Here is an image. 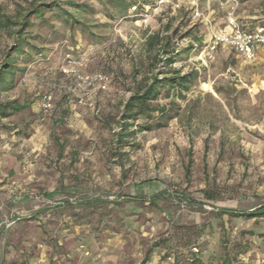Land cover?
I'll return each instance as SVG.
<instances>
[{
    "label": "rangeland",
    "instance_id": "1",
    "mask_svg": "<svg viewBox=\"0 0 264 264\" xmlns=\"http://www.w3.org/2000/svg\"><path fill=\"white\" fill-rule=\"evenodd\" d=\"M52 1L0 0V16L18 23ZM192 1L202 18L192 17ZM140 3L148 9L120 18L114 1L58 0L62 11L30 15L21 35L17 25L0 28V61L22 44L0 102L26 106L0 117V264H139L147 251L144 264L264 258V217L220 214L264 204V51L249 62L221 46L199 58L226 24L219 0ZM263 12L264 0H239V22L252 25ZM166 27L169 53L193 46L170 69L146 44ZM66 54L76 74L107 75L106 89L63 74ZM171 69L197 72L178 115L162 126L139 115L124 127L133 87ZM164 91L152 104L169 102Z\"/></svg>",
    "mask_w": 264,
    "mask_h": 264
},
{
    "label": "trees",
    "instance_id": "2",
    "mask_svg": "<svg viewBox=\"0 0 264 264\" xmlns=\"http://www.w3.org/2000/svg\"><path fill=\"white\" fill-rule=\"evenodd\" d=\"M111 2H117L118 17L124 18L128 15L130 8L137 4L140 8V1L137 0H110ZM54 8L60 9V4L58 0H53L49 3H41L30 9L21 19L20 22H11L8 18H3L0 16V28L9 29L12 26H19L18 30L14 32L17 35H21L23 31L30 26L28 18L30 15H40L44 11H50ZM62 11V10H61ZM66 21L72 23L74 17L70 12L63 11ZM168 27H166V32L163 34L159 31L153 32L147 37L146 44L148 49H155L156 51V62H161L167 68L171 66L173 62L178 58L180 54H188L192 51L193 46H187L182 48L180 51L174 53L173 47L172 51L168 52V47L172 41V35L167 32ZM21 39H17V43L12 47L10 51H6L3 60L0 61V91L9 89L13 83L14 69L16 66L12 63V55L15 52L21 53ZM170 69V68H168ZM196 70H191L185 73H181L179 70H169L168 74L164 72H156L150 78L145 79L141 83H137L133 87L132 92L127 97L123 104V111L121 113L122 120L124 121V127L130 126L128 121H134L139 115H143L147 118H154L157 126H162L167 123L170 119L176 117L178 114L179 104L177 99H184V92L189 90L190 84L196 78ZM164 89L165 98L171 97L169 102L165 104H152L153 101L157 99V96ZM215 92H219L217 89ZM26 106L24 104H19L16 100L0 102V117H8L22 109ZM149 129V128H143ZM206 149V146H205ZM207 197H211L208 196ZM126 201L132 202H144L145 200L136 196H122ZM154 199V198H153ZM190 201L189 198H185ZM99 202V199L85 200V203ZM220 214H227L234 217H244L247 219L264 217V204H260L257 207L249 210H234V209H222ZM148 259V251L144 254L143 258L139 264H144ZM196 259H191L188 264H195ZM243 263V262H240ZM176 264V263H175ZM224 264V263H222Z\"/></svg>",
    "mask_w": 264,
    "mask_h": 264
},
{
    "label": "built area",
    "instance_id": "3",
    "mask_svg": "<svg viewBox=\"0 0 264 264\" xmlns=\"http://www.w3.org/2000/svg\"><path fill=\"white\" fill-rule=\"evenodd\" d=\"M140 1V0H137ZM163 0H160L162 2ZM219 4L225 10V27L227 30H212L209 33L208 42L199 57L201 60H211L216 50L221 46H227L240 55L245 61H254L257 53L264 51V12L258 16L254 24H243L238 21L237 10L239 7V0H219ZM192 17L202 18L203 15L197 8L195 1L191 2ZM148 5L141 4L138 8L137 4L130 8V12L139 13L137 11L147 10ZM140 14V13H139ZM203 56V57H202ZM65 63L62 64L60 70L65 75L73 74L79 80L94 86L95 89H106L109 77L100 72H95L88 76H80L72 68L74 60L70 54H66L64 58ZM248 90H251L248 88ZM83 98H78V102L82 103ZM52 96L46 94L43 96L42 109L48 111L51 108ZM250 264H264V258H257Z\"/></svg>",
    "mask_w": 264,
    "mask_h": 264
},
{
    "label": "crops",
    "instance_id": "4",
    "mask_svg": "<svg viewBox=\"0 0 264 264\" xmlns=\"http://www.w3.org/2000/svg\"><path fill=\"white\" fill-rule=\"evenodd\" d=\"M238 16V18L240 17V15H237ZM244 18V17H243ZM239 19H241V18H239ZM219 30H227V28L224 26V28L223 29H219ZM259 52H261V50L259 51ZM258 52V53H259Z\"/></svg>",
    "mask_w": 264,
    "mask_h": 264
}]
</instances>
